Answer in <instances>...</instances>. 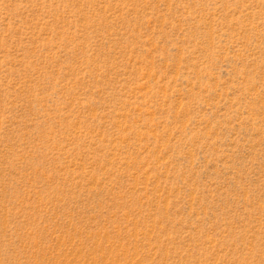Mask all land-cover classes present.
I'll use <instances>...</instances> for the list:
<instances>
[{
	"label": "rangeland",
	"instance_id": "rangeland-1",
	"mask_svg": "<svg viewBox=\"0 0 264 264\" xmlns=\"http://www.w3.org/2000/svg\"><path fill=\"white\" fill-rule=\"evenodd\" d=\"M0 264H264V0H0Z\"/></svg>",
	"mask_w": 264,
	"mask_h": 264
}]
</instances>
